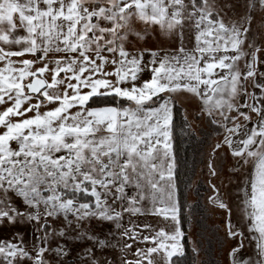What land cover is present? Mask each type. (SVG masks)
I'll use <instances>...</instances> for the list:
<instances>
[{
  "label": "snow or ice",
  "instance_id": "obj_1",
  "mask_svg": "<svg viewBox=\"0 0 264 264\" xmlns=\"http://www.w3.org/2000/svg\"><path fill=\"white\" fill-rule=\"evenodd\" d=\"M256 12L264 0H0V229L14 230L0 238V264H195L179 97L198 101L194 119L219 137L213 155L226 148L234 171L247 172L242 219L214 184L209 197L235 241L227 264H264ZM17 19L27 35H13ZM208 168L218 175L212 160ZM21 225L32 226L31 243ZM72 242L89 244L78 260L68 259Z\"/></svg>",
  "mask_w": 264,
  "mask_h": 264
},
{
  "label": "rangeland",
  "instance_id": "obj_2",
  "mask_svg": "<svg viewBox=\"0 0 264 264\" xmlns=\"http://www.w3.org/2000/svg\"><path fill=\"white\" fill-rule=\"evenodd\" d=\"M242 10V9H241ZM252 38L258 45L264 47V12L253 13ZM148 47H153L149 43ZM264 59V52L260 54ZM264 68V65H261ZM251 91V86L249 85ZM176 105L183 109L184 116H187L188 123L192 126L195 136L191 139L193 153L189 176L187 177L186 205L191 209L186 216H190V222L186 223L188 241H192L190 248L198 247L199 255L194 257L195 264H227L226 256L229 248L235 241L227 240L225 237V211L213 206L209 202V197L215 195L212 191L214 184L222 194L225 203L232 209L233 220L242 219L239 207L242 206V194L240 188L244 186L246 171L235 172L233 165L235 160L225 148L213 155V145L219 137L213 131L212 126L208 125L204 119H194V110L197 108L198 101L189 100L187 97H179ZM251 126V125H249ZM189 143V142H188ZM190 144V143H189ZM209 160H212L218 175L213 177L208 168ZM11 226L7 229H0V238L10 239L13 235ZM19 231L25 239L31 243L33 240V229L31 225H21ZM106 234L107 228L101 229L99 225L94 226V234ZM89 244L83 242H72L70 247L73 249L69 260H78L77 253L83 252ZM245 254L254 252V242L249 244L245 240ZM108 258H112L111 250H108Z\"/></svg>",
  "mask_w": 264,
  "mask_h": 264
},
{
  "label": "trees",
  "instance_id": "obj_3",
  "mask_svg": "<svg viewBox=\"0 0 264 264\" xmlns=\"http://www.w3.org/2000/svg\"><path fill=\"white\" fill-rule=\"evenodd\" d=\"M174 111H175L174 119H175V124L177 126V134H178L177 146H178V160H179V173H180L179 187L182 194L181 195L182 201L186 204L187 177L190 174L189 171L191 165V157L193 153V148H192L193 145L191 144V141L187 137H183L179 131L180 127L185 122L183 109L180 106L176 105ZM185 213H186V209H185ZM185 230H186V224H185ZM186 241H188V236L186 237ZM187 249L189 252V256L187 259L189 262H191L194 258L191 255V248L189 243L187 244Z\"/></svg>",
  "mask_w": 264,
  "mask_h": 264
},
{
  "label": "crops",
  "instance_id": "obj_4",
  "mask_svg": "<svg viewBox=\"0 0 264 264\" xmlns=\"http://www.w3.org/2000/svg\"><path fill=\"white\" fill-rule=\"evenodd\" d=\"M21 2H23V0H21ZM17 31L16 33H14L13 35H16V36H23V35H27V33L19 26V21L17 19ZM18 47V46H17ZM26 58H31V57H26ZM15 59V58H14ZM2 66V65H0Z\"/></svg>",
  "mask_w": 264,
  "mask_h": 264
}]
</instances>
